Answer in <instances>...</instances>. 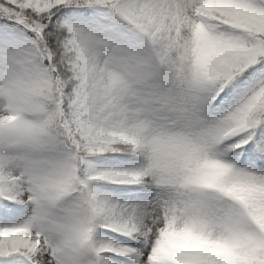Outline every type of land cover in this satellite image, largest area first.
Segmentation results:
<instances>
[{
  "label": "snow or ice",
  "instance_id": "1",
  "mask_svg": "<svg viewBox=\"0 0 264 264\" xmlns=\"http://www.w3.org/2000/svg\"><path fill=\"white\" fill-rule=\"evenodd\" d=\"M0 264H264V0H0Z\"/></svg>",
  "mask_w": 264,
  "mask_h": 264
}]
</instances>
